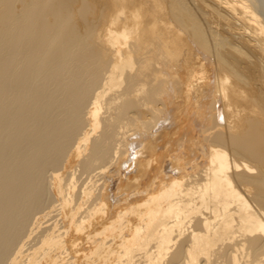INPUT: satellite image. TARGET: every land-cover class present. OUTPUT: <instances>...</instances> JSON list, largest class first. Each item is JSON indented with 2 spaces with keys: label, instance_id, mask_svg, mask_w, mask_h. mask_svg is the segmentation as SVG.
I'll use <instances>...</instances> for the list:
<instances>
[{
  "label": "bare ground",
  "instance_id": "1",
  "mask_svg": "<svg viewBox=\"0 0 264 264\" xmlns=\"http://www.w3.org/2000/svg\"><path fill=\"white\" fill-rule=\"evenodd\" d=\"M0 264H264V0H0Z\"/></svg>",
  "mask_w": 264,
  "mask_h": 264
}]
</instances>
